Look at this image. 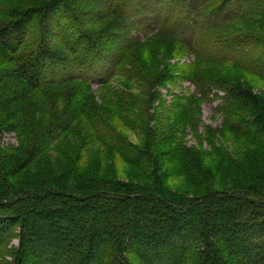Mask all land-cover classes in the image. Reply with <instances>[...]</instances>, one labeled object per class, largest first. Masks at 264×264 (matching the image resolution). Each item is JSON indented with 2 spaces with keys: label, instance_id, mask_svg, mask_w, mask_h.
Listing matches in <instances>:
<instances>
[{
  "label": "trees",
  "instance_id": "16d2710c",
  "mask_svg": "<svg viewBox=\"0 0 264 264\" xmlns=\"http://www.w3.org/2000/svg\"><path fill=\"white\" fill-rule=\"evenodd\" d=\"M147 37L169 43L150 75L131 54ZM184 53L190 64L169 62ZM173 70L197 98L221 91L225 126L263 142L251 176L235 189L173 194L164 181L202 179L209 151L186 146L173 122L150 126L149 148L136 150L122 129L97 128L87 115L104 116L93 82L115 98H133L126 89L135 85L153 99ZM117 76L125 87H107ZM47 110L48 120L29 119ZM3 131L17 139L0 146V264H264V0H16L0 9ZM68 133L79 142L64 164L47 152ZM108 149L143 168L150 159L152 184L103 174L107 163L116 168L100 156ZM210 152L216 166L243 165L226 146ZM25 170L24 181L12 180Z\"/></svg>",
  "mask_w": 264,
  "mask_h": 264
},
{
  "label": "rangeland",
  "instance_id": "374dc122",
  "mask_svg": "<svg viewBox=\"0 0 264 264\" xmlns=\"http://www.w3.org/2000/svg\"><path fill=\"white\" fill-rule=\"evenodd\" d=\"M15 2L16 0H1L0 9L3 11ZM60 14L62 15V13ZM168 44L166 39L151 37L142 41L139 46L132 50L131 54H134L136 59L142 63L143 68H149L148 73L150 75L159 69V62L164 59V56L159 53ZM193 58L190 53H184L172 57L169 62L171 64L178 63V65L182 66L190 64ZM123 69L126 70L127 67ZM177 74L173 70L172 80L170 79L163 84L156 85V94L153 99H148L147 89L136 87L135 85L127 89L124 88L126 92L130 91L132 93L134 99L130 96L115 98L114 96L116 95L113 92L99 89L98 84L93 82L91 90L94 93V101L100 105L102 104V109L104 110L101 111H103L104 116L100 118L99 114H94L92 111H89L87 115L95 122L98 121L99 126L97 128L111 123L113 127L119 130L122 129L125 140L134 145L136 150L140 146L144 147V149L149 148L147 131H149L150 126L158 124L166 126L171 122L178 126L177 135L182 137L183 142L188 147L192 146L199 150H206L209 151L208 153H211L210 150L216 146L228 147V153L234 156V159L241 157L243 165L235 164L236 161H234L230 164L226 163L222 167H220L221 165L216 166L214 162L212 163L213 155L207 153L204 156L205 175L202 179L197 178L195 173L186 177L182 175L171 176L164 181L163 187L182 197L189 193L200 194L210 185L214 189L233 190L241 183L248 181L254 166L252 163L262 157L263 142L257 143L250 138L247 141L241 140L242 137L225 126L226 122L223 121L224 114L219 109L223 95L221 91H217L216 95L211 93L206 99L197 98L195 97L197 94H195L194 85L189 81L179 79ZM125 79L123 76H117L110 81L107 87L122 89V87H125L122 83L126 84L127 82ZM261 88L262 86L259 87V90ZM190 95H194V98L188 97ZM182 97H188V99H183ZM114 98L115 100H113ZM51 113V110L44 111L40 117L36 113H34L33 116L35 117H33L32 113H30L29 119H35L36 123H41L48 120ZM117 117H122V121H119ZM115 124L116 126H114ZM69 133L47 152L48 154L56 155L57 158H62L64 164H67V158H75L77 155L79 141L75 138V134L69 135ZM16 139L14 132L3 131L0 133V146L8 143L16 144ZM159 149L163 150L164 147L162 146ZM241 152L242 155L238 156ZM60 153L61 156H59ZM144 153L146 154L145 151ZM92 154L91 162L96 165L95 162L98 157L97 155H95L96 157L94 156V152ZM165 154L168 159V154ZM90 155L88 150H84L82 158L87 161L90 159ZM100 156L104 157L105 160L114 161L116 166V168H113L108 166L110 163L105 164L107 167L103 170V174H109L119 180H130L143 187L152 184V180L145 177L147 176L145 174L152 173L155 168L150 159L146 163L147 166L143 168L140 164L127 162L120 154H115L111 149L106 150V154L102 153ZM146 156L150 158L152 154L148 153ZM161 159H163L162 156H160L159 160ZM206 160L208 161L207 164ZM173 163L175 161L171 164ZM255 165L260 166L261 164L259 162ZM27 170L14 175L12 180L16 183H19L20 179L24 181L27 175L25 177H22V175L26 172L27 174L31 173ZM17 242V238L10 239V244L13 246H16Z\"/></svg>",
  "mask_w": 264,
  "mask_h": 264
}]
</instances>
